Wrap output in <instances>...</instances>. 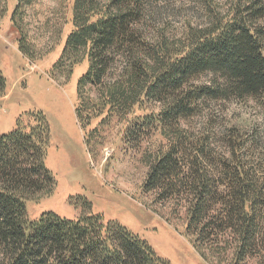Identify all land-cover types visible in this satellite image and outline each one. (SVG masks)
<instances>
[{
    "label": "trees",
    "instance_id": "1",
    "mask_svg": "<svg viewBox=\"0 0 264 264\" xmlns=\"http://www.w3.org/2000/svg\"><path fill=\"white\" fill-rule=\"evenodd\" d=\"M8 1L0 0V19ZM14 1L19 50L36 60L23 24L37 0ZM153 1L75 0L74 29L53 74L69 76L89 60L76 115L84 128L101 119L93 139L124 124L133 148L161 128L169 148L147 158L143 192L185 208L186 233L207 263L264 264V154L250 152L253 141L236 128L214 139L182 126L213 102L264 101V0H242L227 21L191 28L179 43L142 32ZM5 90L0 69V96ZM147 105L159 111L138 115ZM50 137L43 111L0 135V264H172L127 227L94 213L87 199L73 220L53 212L29 218L27 202L57 186L46 163Z\"/></svg>",
    "mask_w": 264,
    "mask_h": 264
},
{
    "label": "rangeland",
    "instance_id": "2",
    "mask_svg": "<svg viewBox=\"0 0 264 264\" xmlns=\"http://www.w3.org/2000/svg\"><path fill=\"white\" fill-rule=\"evenodd\" d=\"M74 1L37 0L28 8L23 28L35 46L36 60L19 50L21 34L11 21L16 1H8V11L0 19V69L6 78L5 93L0 96V135L14 130L20 118L34 111H43L51 128L46 163L57 186L51 194L27 202L29 218L35 220L53 212L73 220L82 211L79 200L87 199L94 213L127 227L172 264H209L186 233L185 208L173 201L160 202L154 193L143 192L149 172L147 158L169 148L161 128L153 130L139 147L132 148L124 140V124L106 128L102 139L95 140L91 132L101 119L84 128L76 115L78 83L89 69V60L75 65L69 76L53 74L74 29ZM241 2L154 0L141 24L142 32L152 41L164 36L169 42L179 43L191 28L227 21ZM207 81L208 76L200 80ZM263 102H213L200 115L183 121L182 126L196 137L210 134L214 139L236 128L253 141L250 152L264 154ZM151 111L158 112V106L136 108L138 115Z\"/></svg>",
    "mask_w": 264,
    "mask_h": 264
}]
</instances>
